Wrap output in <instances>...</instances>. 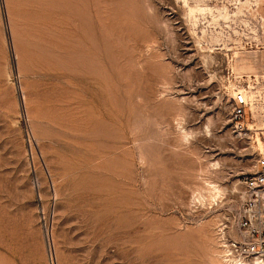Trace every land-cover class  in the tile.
<instances>
[{"label":"rangeland","instance_id":"rangeland-1","mask_svg":"<svg viewBox=\"0 0 264 264\" xmlns=\"http://www.w3.org/2000/svg\"><path fill=\"white\" fill-rule=\"evenodd\" d=\"M230 74L264 76V0H0V264H224L264 147Z\"/></svg>","mask_w":264,"mask_h":264},{"label":"built area","instance_id":"built-area-1","mask_svg":"<svg viewBox=\"0 0 264 264\" xmlns=\"http://www.w3.org/2000/svg\"><path fill=\"white\" fill-rule=\"evenodd\" d=\"M230 77L234 81L228 110L232 129L250 138L259 136L264 142V76L249 77V82L245 84H239L234 74H230ZM246 122H252L251 129L246 128ZM238 181L241 191L216 225L218 248L221 254L229 258L264 262L263 154L258 153L253 172L244 174Z\"/></svg>","mask_w":264,"mask_h":264},{"label":"bare ground","instance_id":"bare-ground-1","mask_svg":"<svg viewBox=\"0 0 264 264\" xmlns=\"http://www.w3.org/2000/svg\"><path fill=\"white\" fill-rule=\"evenodd\" d=\"M252 104V103H251ZM251 106V105H250ZM246 123H248V122H246ZM248 125V124H247ZM255 138H260L261 139V137H259V136H256ZM254 138V139H255ZM259 141V140H258ZM263 141V140H262ZM259 144V146H260V153L261 154H263L264 155V152H263V146H262V144L261 143H258ZM263 152V153H262ZM206 189L208 190V192L210 193V195H211V197L213 196V195H220V193H221V189L220 188H218V186H216L215 184H213V183H210V182H208V183H206ZM201 195V194H200ZM198 197V196H197ZM222 255H223V253H222ZM224 257V258H223ZM223 260H224V264H264V262H258V261H255V262H248V261H239V260H236V259H234V258H229V257H227V256H225V255H223Z\"/></svg>","mask_w":264,"mask_h":264},{"label":"crops","instance_id":"crops-1","mask_svg":"<svg viewBox=\"0 0 264 264\" xmlns=\"http://www.w3.org/2000/svg\"><path fill=\"white\" fill-rule=\"evenodd\" d=\"M249 123H252V122H249ZM263 152H264V147H263ZM263 152H262V153H263Z\"/></svg>","mask_w":264,"mask_h":264}]
</instances>
